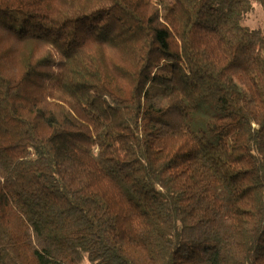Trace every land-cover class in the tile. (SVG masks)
I'll return each mask as SVG.
<instances>
[{
	"label": "trees",
	"instance_id": "1",
	"mask_svg": "<svg viewBox=\"0 0 264 264\" xmlns=\"http://www.w3.org/2000/svg\"><path fill=\"white\" fill-rule=\"evenodd\" d=\"M264 0H0V264H264Z\"/></svg>",
	"mask_w": 264,
	"mask_h": 264
},
{
	"label": "rangeland",
	"instance_id": "2",
	"mask_svg": "<svg viewBox=\"0 0 264 264\" xmlns=\"http://www.w3.org/2000/svg\"><path fill=\"white\" fill-rule=\"evenodd\" d=\"M264 19V13L258 9L256 15L252 18L251 23L253 25L257 24L259 21Z\"/></svg>",
	"mask_w": 264,
	"mask_h": 264
}]
</instances>
